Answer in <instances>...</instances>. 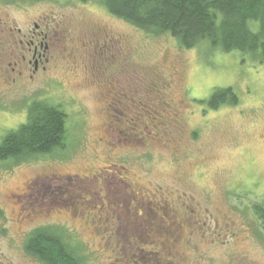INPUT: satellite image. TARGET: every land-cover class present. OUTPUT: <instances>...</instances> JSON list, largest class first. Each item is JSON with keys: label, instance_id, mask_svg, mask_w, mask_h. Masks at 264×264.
Returning a JSON list of instances; mask_svg holds the SVG:
<instances>
[{"label": "rangeland", "instance_id": "obj_1", "mask_svg": "<svg viewBox=\"0 0 264 264\" xmlns=\"http://www.w3.org/2000/svg\"><path fill=\"white\" fill-rule=\"evenodd\" d=\"M36 32L38 71L19 44ZM207 47L98 0H0V142L33 102L67 115L63 149L0 162V264H41L26 243L44 227L84 264H264V62ZM228 87L238 105L199 103Z\"/></svg>", "mask_w": 264, "mask_h": 264}, {"label": "trees", "instance_id": "obj_2", "mask_svg": "<svg viewBox=\"0 0 264 264\" xmlns=\"http://www.w3.org/2000/svg\"><path fill=\"white\" fill-rule=\"evenodd\" d=\"M98 1L111 15L149 34L170 35L185 49L207 44L212 51H240L264 62V0ZM199 103L217 111L224 105H238L239 97L232 87L216 88L208 100ZM66 140V113L58 106L36 101L28 108L27 121L0 142V162L50 155L63 149ZM256 208L264 218V208ZM26 251L41 264H84L78 250L54 227L32 232Z\"/></svg>", "mask_w": 264, "mask_h": 264}, {"label": "flooded vegetation", "instance_id": "obj_3", "mask_svg": "<svg viewBox=\"0 0 264 264\" xmlns=\"http://www.w3.org/2000/svg\"><path fill=\"white\" fill-rule=\"evenodd\" d=\"M47 39H48V36L45 35L43 32H41V33L36 32L32 36V38L29 41H27L26 43H24L23 41L19 42V44L21 46H27L28 47V54L29 53L31 54V58L28 60H27V55H25V54L22 55L21 63L28 62L29 65L34 64L35 71H38L40 68V65L41 64L44 65L45 59H46V61H48L47 53H48V50L50 49V44L48 43ZM144 211H146V209H144L143 212ZM146 212H149V211H146ZM178 213H180V211H178V210H176L173 213V215L171 214V212L167 213L166 218L167 217H170V218L173 217L174 218V220L172 221L173 223H179V222L189 223L188 219L187 220L183 219V221L182 220H179V221L176 220L175 218L178 217ZM156 215H157V217H159V219L153 220V219H150V217H148V214L146 213L145 216H147L148 219H146V217H144V218L140 217L142 219L141 222L142 223H165L166 222L165 218L163 216L160 217L158 212ZM127 220L129 222L131 220V218L127 219Z\"/></svg>", "mask_w": 264, "mask_h": 264}]
</instances>
